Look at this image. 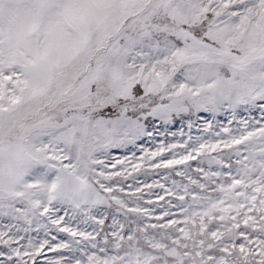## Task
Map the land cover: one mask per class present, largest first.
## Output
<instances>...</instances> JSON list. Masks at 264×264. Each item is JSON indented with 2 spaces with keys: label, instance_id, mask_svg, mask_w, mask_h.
I'll use <instances>...</instances> for the list:
<instances>
[{
  "label": "snow or ice",
  "instance_id": "6c2138e0",
  "mask_svg": "<svg viewBox=\"0 0 264 264\" xmlns=\"http://www.w3.org/2000/svg\"><path fill=\"white\" fill-rule=\"evenodd\" d=\"M0 264H264V0H0Z\"/></svg>",
  "mask_w": 264,
  "mask_h": 264
},
{
  "label": "rangeland",
  "instance_id": "374dc122",
  "mask_svg": "<svg viewBox=\"0 0 264 264\" xmlns=\"http://www.w3.org/2000/svg\"><path fill=\"white\" fill-rule=\"evenodd\" d=\"M221 119H223V117H221ZM177 128H178V126H174L171 130H172V131H176ZM193 134H194V135L196 134V133H195V130H193ZM158 139H159V138H158ZM171 139H172L171 137H168V141H169V142H171ZM149 146H151V145H149ZM115 154H117V155H121V156H122V155H124L125 153H123V152H119V151H116ZM138 155H139V153H138ZM194 163H195V162H193V164H194ZM155 178L158 179L159 177H155ZM140 179H143V177H140ZM49 255H51V253H49Z\"/></svg>",
  "mask_w": 264,
  "mask_h": 264
}]
</instances>
